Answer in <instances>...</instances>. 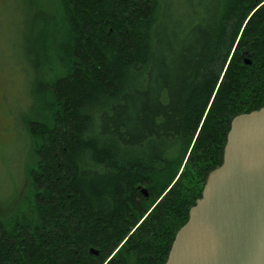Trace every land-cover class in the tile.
I'll return each instance as SVG.
<instances>
[{"label":"trees","instance_id":"1","mask_svg":"<svg viewBox=\"0 0 264 264\" xmlns=\"http://www.w3.org/2000/svg\"><path fill=\"white\" fill-rule=\"evenodd\" d=\"M4 1L44 16L32 201L0 216V264H163L231 119L264 104V0Z\"/></svg>","mask_w":264,"mask_h":264},{"label":"water","instance_id":"2","mask_svg":"<svg viewBox=\"0 0 264 264\" xmlns=\"http://www.w3.org/2000/svg\"><path fill=\"white\" fill-rule=\"evenodd\" d=\"M163 264H264V104L231 119L222 161L207 173Z\"/></svg>","mask_w":264,"mask_h":264},{"label":"rangeland","instance_id":"3","mask_svg":"<svg viewBox=\"0 0 264 264\" xmlns=\"http://www.w3.org/2000/svg\"><path fill=\"white\" fill-rule=\"evenodd\" d=\"M21 3L23 7L16 2L11 8L10 2L0 0V9L6 11L3 21L0 20L4 24L11 10L10 25L6 27L9 33L0 36V216L6 220L27 209L32 201L29 170L34 155L29 147L31 137L21 118L28 104L24 55L26 43L31 40L34 43L43 25L44 14L34 8L28 12ZM15 61L20 62L19 68Z\"/></svg>","mask_w":264,"mask_h":264}]
</instances>
